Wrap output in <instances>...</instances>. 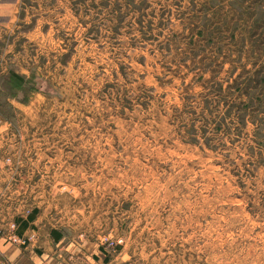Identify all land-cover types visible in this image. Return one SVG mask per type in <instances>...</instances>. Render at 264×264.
I'll list each match as a JSON object with an SVG mask.
<instances>
[{"label": "rangeland", "instance_id": "obj_1", "mask_svg": "<svg viewBox=\"0 0 264 264\" xmlns=\"http://www.w3.org/2000/svg\"><path fill=\"white\" fill-rule=\"evenodd\" d=\"M34 219L264 264V0H0V263Z\"/></svg>", "mask_w": 264, "mask_h": 264}, {"label": "crops", "instance_id": "obj_2", "mask_svg": "<svg viewBox=\"0 0 264 264\" xmlns=\"http://www.w3.org/2000/svg\"><path fill=\"white\" fill-rule=\"evenodd\" d=\"M37 221H29L25 227V234H30L27 247L8 248L12 264H113L110 251L101 247L98 241L85 235H68L59 228H49Z\"/></svg>", "mask_w": 264, "mask_h": 264}, {"label": "trees", "instance_id": "obj_3", "mask_svg": "<svg viewBox=\"0 0 264 264\" xmlns=\"http://www.w3.org/2000/svg\"><path fill=\"white\" fill-rule=\"evenodd\" d=\"M33 217H34V216H31L30 219L32 220ZM31 220H29V221H31ZM27 224H28V223L26 222V224H24L23 227L27 226Z\"/></svg>", "mask_w": 264, "mask_h": 264}, {"label": "built area", "instance_id": "obj_4", "mask_svg": "<svg viewBox=\"0 0 264 264\" xmlns=\"http://www.w3.org/2000/svg\"><path fill=\"white\" fill-rule=\"evenodd\" d=\"M0 264H4V263H0Z\"/></svg>", "mask_w": 264, "mask_h": 264}]
</instances>
